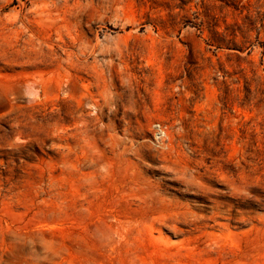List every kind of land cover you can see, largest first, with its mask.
<instances>
[{
    "label": "rangeland",
    "instance_id": "rangeland-1",
    "mask_svg": "<svg viewBox=\"0 0 264 264\" xmlns=\"http://www.w3.org/2000/svg\"><path fill=\"white\" fill-rule=\"evenodd\" d=\"M0 264H264V0H0Z\"/></svg>",
    "mask_w": 264,
    "mask_h": 264
}]
</instances>
